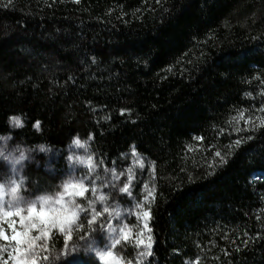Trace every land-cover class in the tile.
I'll list each match as a JSON object with an SVG mask.
<instances>
[{
    "label": "trees",
    "instance_id": "obj_1",
    "mask_svg": "<svg viewBox=\"0 0 264 264\" xmlns=\"http://www.w3.org/2000/svg\"><path fill=\"white\" fill-rule=\"evenodd\" d=\"M3 138L46 152L25 170L38 194L76 138L108 168L134 147L148 264H264V0H0ZM57 250L46 264H74Z\"/></svg>",
    "mask_w": 264,
    "mask_h": 264
},
{
    "label": "rangeland",
    "instance_id": "obj_2",
    "mask_svg": "<svg viewBox=\"0 0 264 264\" xmlns=\"http://www.w3.org/2000/svg\"><path fill=\"white\" fill-rule=\"evenodd\" d=\"M15 118L20 119L22 122L21 127H23L25 119L21 116ZM242 118L238 119L239 123H242ZM9 124L13 130L21 128L13 124L12 118ZM79 140L84 145L83 147L77 146L73 141L66 149L57 154L56 158L61 162L59 169L62 173L57 191L42 194H38L35 189L26 185L25 170L32 157L35 156L37 158L39 154L45 151L14 147L10 144L9 138H3L0 141V153L3 154L0 156V184L4 185L6 199H10V186L13 181L22 182L20 195L25 200L53 196L63 191L65 183L79 181L81 178L85 179V183L90 188V191L85 193V197H75L76 203L88 208V211L79 212L78 220L73 217L72 223H66L63 233L59 232L58 226H49L47 230L50 233V238L43 237L41 240L36 241L37 247L33 250L35 254L28 253L27 256L35 259L37 264H46L47 261H44L42 257L48 255L49 260H51L53 256L57 255V242L62 240L64 246L65 242H67L68 249L71 251L70 260L74 264H148V258L151 255L141 256L140 253L147 250L149 243H151V252L153 247L151 231L148 230L151 229L150 218L144 215L149 210L153 197V165L136 152H131L117 162L114 167L108 168L94 154L90 140L80 138ZM21 156L24 157L23 160H20ZM89 159L92 162L91 166L87 164ZM126 184L129 185L131 195L120 191ZM93 185L96 188L95 195L91 191ZM78 190L70 191L75 192ZM100 195L105 196L104 201L98 199ZM145 197H147V200H145ZM89 199L93 201L92 207H94L95 212H99L101 215L95 216V221L91 225V229H93L91 232H89L87 223H84V229L80 231L78 230V225L84 222V217L87 216L91 219L95 215V212L87 204ZM70 200L71 197L66 195L65 201L69 202ZM141 204L143 207H140ZM46 207L50 209L61 206L50 204ZM70 207L74 208L75 206L70 205ZM104 208H107L108 211L104 212ZM101 224L104 225L103 229L100 227ZM108 224H111L112 227L108 228ZM145 224L147 227H145ZM0 227H3L10 235L7 223L0 224ZM69 229H71L70 232ZM114 230L118 233V236L113 235ZM37 234H39V230L34 229L32 235L35 236ZM69 234L71 239L67 240ZM149 236L151 237L150 241L148 239ZM101 237L104 240V244L100 242ZM115 238L120 239L119 245H114ZM139 241H143V243L138 245ZM105 244L114 245V247L107 249L113 252V256L101 261L97 256V250L103 249ZM4 245L10 250L13 247V242H5L0 239V246ZM40 245H46L47 249L40 248ZM22 247H26V245ZM4 260H7L8 264H13L8 258L7 251L0 247V264H3Z\"/></svg>",
    "mask_w": 264,
    "mask_h": 264
},
{
    "label": "snow or ice",
    "instance_id": "obj_3",
    "mask_svg": "<svg viewBox=\"0 0 264 264\" xmlns=\"http://www.w3.org/2000/svg\"><path fill=\"white\" fill-rule=\"evenodd\" d=\"M12 122L15 126L21 127L22 122L19 118H12ZM34 127L39 129V122H37ZM74 143L79 146L83 147L84 145L81 143L79 138H76L74 140ZM238 143V142H237ZM133 152H135V149L133 147ZM3 154L0 153V156ZM219 155V153H217ZM24 157L21 156L20 160H23ZM19 163V161H17ZM91 160L89 159L87 161V164L91 166ZM130 184V181H129ZM147 187V186H145ZM79 189L78 191H70ZM22 191V182L17 183L15 181L12 182V185L10 186V199H6L4 195V185L0 184V224L7 223L8 230L10 231V235L8 232L4 230L3 227H0V239H2L5 242H13V247L8 250L7 246H0L3 247L7 251L8 258L13 262V264H37V261L35 259H31L27 256L28 253H33V250L37 247L36 241L41 240L43 237L50 238V233L48 232L49 226L51 227H59V232L63 233L65 228L64 225L66 223H72L73 217H75L76 220L79 219V212L82 211H88V208L83 207L80 204L76 203L75 197L79 196L81 198L85 197V193L90 191L89 186L85 183V179L81 178L79 181H69L63 185V191L58 192L54 194L53 196H46V197H39L35 200H25L23 196L20 195V192ZM91 191L93 195L96 193L95 185L91 187ZM120 191L123 193H126L128 195H131L129 191V185L126 184L123 186ZM71 197V200L69 202L65 201V196ZM58 197V198H55ZM100 201L105 200L104 195H100L98 198ZM145 200H147V197H145ZM50 204H56L60 205L61 207L56 208H48L46 206ZM87 204L89 207L92 208V211L95 212L93 205V201L89 199L87 201ZM70 205H74L75 207H70ZM140 207H143L141 204ZM104 212H107L108 209L104 208ZM101 215L99 212H95V215L92 216L91 219H89L87 216L84 217V222L80 223L78 225V230L83 231L84 229V223H87L89 225V232H91L93 229H91V225L95 221V216ZM144 215L148 216L150 218V209L144 213ZM18 218V219H17ZM43 226V228H42ZM102 229L104 228V225L101 224L100 226ZM108 228H111L112 225L108 224ZM145 227L147 225L145 224ZM36 229L39 230V234L33 236L32 231ZM151 231V229H148ZM71 229H69V232ZM87 235V234H86ZM114 236H118V233H113ZM71 239V235L69 234L67 236V240ZM149 241L151 240V237H148ZM101 244H104V240L101 237L100 238ZM143 243V241H139L138 245ZM120 239L115 238L114 239V245H119ZM26 245V247H22ZM113 244H105L103 249L97 250V256L99 257V260L104 261L107 260L109 257L113 256V252L110 250H107L109 247H114ZM137 245V246H138ZM40 248L46 250V245H40ZM65 254L68 253V245L67 242H65ZM141 256H150L151 255V243L147 245V250L145 252L140 253ZM44 261L49 260L48 255H44L42 257ZM3 264H8L7 260L3 261Z\"/></svg>",
    "mask_w": 264,
    "mask_h": 264
}]
</instances>
